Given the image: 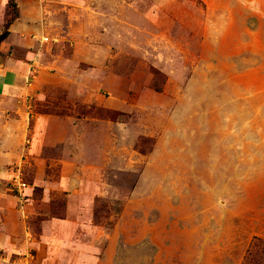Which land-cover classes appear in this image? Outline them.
<instances>
[{"label":"rangeland","instance_id":"374dc122","mask_svg":"<svg viewBox=\"0 0 264 264\" xmlns=\"http://www.w3.org/2000/svg\"><path fill=\"white\" fill-rule=\"evenodd\" d=\"M16 1L0 264H244L264 241V0ZM11 15L0 0V36Z\"/></svg>","mask_w":264,"mask_h":264},{"label":"trees","instance_id":"16d2710c","mask_svg":"<svg viewBox=\"0 0 264 264\" xmlns=\"http://www.w3.org/2000/svg\"><path fill=\"white\" fill-rule=\"evenodd\" d=\"M7 1L12 11V15L6 21L5 29L0 36V45L9 38L13 24L20 19L21 15L17 1ZM244 264H264V241L256 239L248 251Z\"/></svg>","mask_w":264,"mask_h":264},{"label":"crops","instance_id":"0c3cea01","mask_svg":"<svg viewBox=\"0 0 264 264\" xmlns=\"http://www.w3.org/2000/svg\"><path fill=\"white\" fill-rule=\"evenodd\" d=\"M16 23H18V22L16 21L13 24L14 26H12V27H15ZM73 27L75 28V30L78 31V33L75 32V31H73V32H71V31L63 32L62 39H64V40L66 39V41L70 42L71 46L74 47V52H73L72 58H73L74 61H76L77 60V55L81 51V44H79V43L82 42V38H80V37H82V34H81L82 32L79 33V29H78V26L76 24H74ZM16 34H17V32H15V31L13 32V29H12L11 30V34H10L8 39H10L12 36H14ZM46 38H48L50 40V37H46ZM20 46L25 47V43L23 42V39H22V41H20ZM27 50H29V51L31 50L29 45H28ZM25 70H27V64H25L24 62L15 61V60H14V63H12V64H10L8 62L5 70L3 71V78H4V80L7 81V79L10 76H14L15 72L19 73V72H23Z\"/></svg>","mask_w":264,"mask_h":264},{"label":"built area","instance_id":"2783aa9c","mask_svg":"<svg viewBox=\"0 0 264 264\" xmlns=\"http://www.w3.org/2000/svg\"><path fill=\"white\" fill-rule=\"evenodd\" d=\"M44 41L48 42L49 39L45 38ZM16 183H17V186L20 188V190L27 188V184L24 182L17 180Z\"/></svg>","mask_w":264,"mask_h":264}]
</instances>
